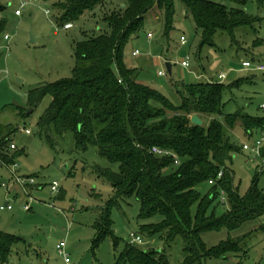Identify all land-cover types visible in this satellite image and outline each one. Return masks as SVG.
I'll list each match as a JSON object with an SVG mask.
<instances>
[{
  "label": "trees",
  "instance_id": "obj_1",
  "mask_svg": "<svg viewBox=\"0 0 264 264\" xmlns=\"http://www.w3.org/2000/svg\"><path fill=\"white\" fill-rule=\"evenodd\" d=\"M43 1L51 3L54 23L60 28L83 20L93 23L95 29L99 24L105 26L103 30L82 32L81 40L74 41L70 79L39 86L27 94L30 111L50 96L36 125L39 136L49 146L53 145V135L61 138L70 133L76 150L93 147L101 158L117 166V172L94 167L95 174L110 184L114 195L99 209L93 226V248L105 239L116 247L119 239L111 230V209L133 198L139 205V220L158 218L156 223L139 227V231L157 235L163 249L143 251L128 243L114 264H170L168 248L177 238L181 240V264H204L206 260L225 259L228 254L236 255L240 264L247 254L243 246L249 236L228 238L208 248L201 235L222 228L232 232L264 216V192L257 187V177L248 193L240 197L232 184V172L225 167L231 155L239 151L232 136L236 124L247 133L263 128L264 121L240 111L225 114L222 95L226 88L218 82L175 84L179 104L172 105L139 81L137 69L126 67L124 49L148 17L162 25V35L167 38L173 30L175 5L179 4L195 25L200 48L215 47V37L225 34L241 51L236 38L246 43L247 35L239 33L236 37V31L252 28L258 21L241 8L247 0H228L235 8H227L223 0H117L116 5L112 0ZM107 4L111 6L104 10ZM4 10L0 0V13ZM4 25L0 20V33ZM261 42L255 39L251 45L255 48ZM13 109L17 116H24L23 110ZM192 116L205 121V126L192 125ZM16 131L0 123L1 166L14 165L20 155L13 153L16 148L10 149ZM152 147L168 155H152ZM206 182L214 184L213 190L201 196L197 189ZM217 190L228 204V211L220 217L208 216ZM20 241L19 237L0 232V264L8 262L13 246Z\"/></svg>",
  "mask_w": 264,
  "mask_h": 264
},
{
  "label": "rangeland",
  "instance_id": "obj_2",
  "mask_svg": "<svg viewBox=\"0 0 264 264\" xmlns=\"http://www.w3.org/2000/svg\"><path fill=\"white\" fill-rule=\"evenodd\" d=\"M112 1L114 5L118 3L117 0ZM1 3L5 10L0 13V20L5 25L0 33V123L17 128L10 143L16 148L13 153L20 154L14 165H0V232L21 239L13 246L6 264H63L55 249L60 241L65 242L71 264H114L129 243L130 234L142 237L141 250H162L163 244L157 235L149 236L139 231V227L156 223L158 218L139 220V205L133 198L120 201L118 207L111 209V230L119 239L116 247L110 239H105L93 248V226L99 209L104 208L114 195L110 184L95 174L94 167L117 172V166L101 158L93 147L86 151L76 150L70 133L61 138L53 135V145L49 146L39 136L36 125L50 103V96L46 95L31 111L27 104L30 90L70 79L74 67V41L81 40L82 32L103 30L105 26L99 24L100 27L95 29L93 23L83 20L65 30L54 23L55 13L49 2L1 0ZM222 4L227 8L236 7L228 0H223ZM110 6L107 4L104 10ZM19 8L21 16L15 17L14 11ZM241 8L258 21L252 28L238 29L236 37L239 33L246 34L249 46L255 39L263 42L264 0L260 3L247 0ZM181 10L176 4L173 30L167 38L163 37L162 25L158 21L150 17L145 20L141 30L131 36L125 46L126 67L137 69L139 81L174 106L179 104L173 89L175 84L218 82L217 75L225 73L226 79L218 82L226 88L222 95L224 113L240 111L264 121V77L257 75L251 78L248 71L242 70L240 60L244 54L237 50L238 44L225 34L215 37V47L200 48V36L195 25ZM30 33L36 39L35 44L30 43ZM148 33L153 35L152 40L146 38ZM6 35L9 39L3 41ZM180 37L185 38L184 45H181ZM236 40L242 47L247 46L243 39ZM133 51L140 55L132 57ZM254 52L256 57L253 61L264 63V47L260 44ZM186 58L189 68L183 69L180 63ZM166 62L171 64L170 75L165 68ZM159 71L165 75L158 77ZM13 108L23 110L24 116H17ZM203 122L205 126L206 122ZM25 129L29 130V135L24 133ZM232 136L239 151L231 155L225 167L232 172V184L238 195L245 196L256 177L258 189L264 192V156L253 150L257 142L262 143L261 150L264 148V126L245 133L240 124H236ZM243 145L249 148L248 151L242 150ZM15 178L33 179L35 185L25 193L14 184ZM53 182L58 183L55 193L49 190ZM213 187L212 182H206L197 190L205 196ZM215 195L207 215L220 217L229 207L219 190ZM7 203L12 206V211L1 210ZM25 203L30 205L29 211L23 210ZM194 210L195 207L192 208ZM245 235L249 236L243 246L247 254L240 264H264V216L235 231L228 232L222 228L218 232L205 233L201 238L208 248H212L228 238ZM180 251L181 240L177 238L168 248L170 264H181ZM238 262L236 255L228 254L225 259L206 260L204 264Z\"/></svg>",
  "mask_w": 264,
  "mask_h": 264
},
{
  "label": "built area",
  "instance_id": "obj_3",
  "mask_svg": "<svg viewBox=\"0 0 264 264\" xmlns=\"http://www.w3.org/2000/svg\"><path fill=\"white\" fill-rule=\"evenodd\" d=\"M45 15L46 16H49V12L48 11H45ZM14 16L15 17H19L21 16V9H17L14 11ZM146 38L148 40H152L153 39V35L148 33ZM8 36H4L3 37V41H8ZM180 42H181V45H184L186 40L184 37H180ZM132 57H138L140 55V53L138 51H133L131 53ZM240 65H241V68L242 70L244 71H248L252 74H256V75H262L264 77V63H261V62H250V61H241L240 62ZM180 67L183 68V69H188L189 68V63H188V60L187 58L184 59L181 63H180ZM158 77H162L165 75L164 72H161L159 71L157 73ZM217 81L218 82H222L226 79V74L225 73H220L217 75L216 77ZM24 133L26 135H29L30 132L29 130H23ZM261 147H262V143L261 142H257L255 144V147L253 148V150H255L257 153L261 154ZM10 149L11 150H14L15 149V146L13 144L10 145ZM248 147L243 145L242 146V150L243 151H248ZM150 154L152 155H155V156H166L168 155L167 152L157 148V147H152L150 150H149ZM173 158L175 159L174 161V164L175 165H178V160L176 159V157L173 156ZM264 168V161H263V167ZM221 174H219L218 177H220ZM15 185H18L19 188H21L25 193H27V188H29L30 186H34L35 183H34V180L33 179H20V178H15V182H14ZM50 192L52 193H55L57 192L58 190V183L56 182H53L50 187ZM1 210H6V211H12V206L10 204H5L4 207L1 208ZM23 210L24 211H29L30 210V205L28 203H25L24 206H23ZM130 239H129V244L131 245H136V246H142L143 245V240H142V237L139 236V235H136V234H130ZM65 242L64 241H60L58 242V244L56 245V252L57 254L61 257L62 259V262L63 264H71V261H70V258L68 256V254L66 253L65 251Z\"/></svg>",
  "mask_w": 264,
  "mask_h": 264
},
{
  "label": "crops",
  "instance_id": "obj_4",
  "mask_svg": "<svg viewBox=\"0 0 264 264\" xmlns=\"http://www.w3.org/2000/svg\"><path fill=\"white\" fill-rule=\"evenodd\" d=\"M182 11V10H181ZM183 12V11H182ZM71 28H73L72 26H69V27H66L65 28V30H68V29H71ZM249 41H246V43L245 44H247V46H244V47H242V50H241V52L244 54V58L242 59V60H240V62L241 61H250V62H253V58L254 57H256V54H255V48H253L252 47V45L251 46H249ZM263 47H264V41L262 42V44H261ZM249 46V47H248ZM134 58H136V57H134ZM255 63V62H254ZM244 71V70H243ZM249 75H251V78H256L257 77V75L256 74H252V73H250L249 72ZM202 78H204L203 76H201ZM207 82H211V81H208L207 80ZM191 118V117H190ZM202 121V120H201ZM202 123H204L203 121H202Z\"/></svg>",
  "mask_w": 264,
  "mask_h": 264
},
{
  "label": "water",
  "instance_id": "obj_5",
  "mask_svg": "<svg viewBox=\"0 0 264 264\" xmlns=\"http://www.w3.org/2000/svg\"><path fill=\"white\" fill-rule=\"evenodd\" d=\"M30 43L31 44H35L36 43V39L33 38L31 33H30ZM165 68H166L167 73L170 75L171 74V64H170V62H166L165 63ZM190 122H191L192 125L198 126V127L203 125L201 119L198 116H192L190 118Z\"/></svg>",
  "mask_w": 264,
  "mask_h": 264
}]
</instances>
